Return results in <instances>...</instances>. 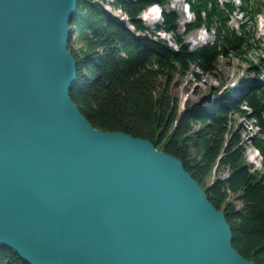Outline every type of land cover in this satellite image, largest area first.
Listing matches in <instances>:
<instances>
[{
	"label": "water",
	"instance_id": "1",
	"mask_svg": "<svg viewBox=\"0 0 264 264\" xmlns=\"http://www.w3.org/2000/svg\"><path fill=\"white\" fill-rule=\"evenodd\" d=\"M79 0H0V246L30 264H256L182 159L74 102Z\"/></svg>",
	"mask_w": 264,
	"mask_h": 264
},
{
	"label": "trees",
	"instance_id": "2",
	"mask_svg": "<svg viewBox=\"0 0 264 264\" xmlns=\"http://www.w3.org/2000/svg\"><path fill=\"white\" fill-rule=\"evenodd\" d=\"M105 1L125 13L127 20L113 15L100 0H79L69 43L78 73L71 90L74 102L95 128L148 139L158 150L182 159L210 202L226 214L234 248L264 264V173L252 171L243 126L233 125L236 115L253 117L259 131L253 141L264 156V57L260 55L261 66L243 57L256 46L245 23L238 28L230 25L236 0H223L224 7L219 0H186L194 20L183 32L179 13L165 8L168 0ZM239 1L242 18L259 17V2ZM154 4L162 7L157 30L171 33L176 49L141 18ZM214 24L213 43L189 46L185 34L209 30ZM230 53L250 64L255 84L218 87L217 97L187 100L182 109L179 97L171 92L177 75L192 71L201 79L203 74H214L220 58ZM0 264L30 263L1 245Z\"/></svg>",
	"mask_w": 264,
	"mask_h": 264
},
{
	"label": "rangeland",
	"instance_id": "3",
	"mask_svg": "<svg viewBox=\"0 0 264 264\" xmlns=\"http://www.w3.org/2000/svg\"><path fill=\"white\" fill-rule=\"evenodd\" d=\"M219 1L224 7L223 0ZM100 2L113 15L123 20H127L125 13H123L120 9L109 5V3L105 0H100ZM252 2H259L261 4V14L259 17H257L256 20L242 18L241 12H238L242 2L236 0L235 9H237L235 14L230 19V25L233 27H238L242 23H245L246 28L250 30L252 37L255 39V41H252V43L256 47L248 48L243 57L254 59L261 66L260 55L264 57V0H252ZM165 8L175 9L179 13L180 32L185 30L186 23L194 20V15L189 10L186 0H168ZM161 9L162 7L160 8V11ZM152 10L155 13L152 14L150 18H147L148 12H151ZM152 10L151 8H147L141 14V18L147 23L151 31H156V33L159 35V38L166 40L169 45L176 49L178 45L174 42L172 34L157 30V25L161 24L163 17L158 16V13L154 8ZM216 29L217 25L214 24L209 30L206 28L193 30L185 34L186 41L191 48H197L206 43H213L215 40ZM200 35H203L205 38H199ZM249 67L250 64L247 61L236 56L234 53H230L227 57L220 58L217 70L214 72V74H203L201 79H196V76L192 71L186 73L185 75H177L175 82L171 87V92L179 97L180 107L184 109L187 100L197 102L203 97H217V95L214 94V90L218 87H237L241 82H244V84H255L256 73L253 69H249ZM262 77H264V73ZM233 125L236 128H238L239 125H241V127L243 126L242 135L244 139V145L246 147L245 156L248 164L250 165L251 163L252 165V171H256L259 174L264 173L263 153L253 141L254 136L257 134L256 131L258 130V127L255 124V119L253 117L246 118L236 115ZM237 206L241 207L242 203L237 201Z\"/></svg>",
	"mask_w": 264,
	"mask_h": 264
},
{
	"label": "bare ground",
	"instance_id": "4",
	"mask_svg": "<svg viewBox=\"0 0 264 264\" xmlns=\"http://www.w3.org/2000/svg\"><path fill=\"white\" fill-rule=\"evenodd\" d=\"M153 9V8H152ZM151 9V10H152ZM150 10V9H149ZM148 12V11H147ZM155 12L152 10L151 12H148L147 14V18H150L152 14H154ZM126 17V16H125ZM127 18V17H126ZM199 38H205L203 35H200ZM259 131L257 130L256 133H258Z\"/></svg>",
	"mask_w": 264,
	"mask_h": 264
}]
</instances>
